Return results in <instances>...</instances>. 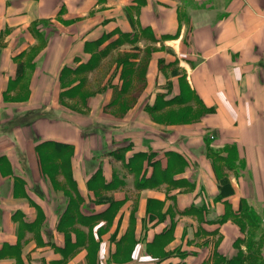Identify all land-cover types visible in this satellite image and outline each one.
<instances>
[{"label":"crops","instance_id":"1","mask_svg":"<svg viewBox=\"0 0 264 264\" xmlns=\"http://www.w3.org/2000/svg\"><path fill=\"white\" fill-rule=\"evenodd\" d=\"M113 33L154 37L146 108H71L68 68ZM168 81L182 101L150 110ZM245 205L264 222V0H0V264H264Z\"/></svg>","mask_w":264,"mask_h":264},{"label":"rangeland","instance_id":"2","mask_svg":"<svg viewBox=\"0 0 264 264\" xmlns=\"http://www.w3.org/2000/svg\"><path fill=\"white\" fill-rule=\"evenodd\" d=\"M153 40L154 37L148 33L145 35L124 33L116 35V33H113L104 35L102 39L89 43L86 47L87 55L85 54L83 58H77L75 63L68 68L70 72H66L64 76V86L69 88L63 95L64 99L68 101L71 108L85 107L87 108L86 112H90V103L102 100L103 115H116L120 117L124 116L131 106L137 109L135 110L136 112H138V109L141 107L146 108L147 95L142 92L146 87L145 71L147 69L148 60L156 48L152 44ZM160 66L161 69H164L163 62L161 61ZM175 68L176 66L172 65L171 69ZM165 86L169 92L163 95L159 92L157 87L152 101L154 102L155 108L150 110H164V105L171 106L175 102H179L180 104L182 101L179 96V99L173 97L165 102L166 99H169L170 92L172 91L171 81H168V83L166 82ZM185 100L190 101V96L186 95ZM159 107L163 108L159 109ZM148 110L149 107L147 111ZM189 112L190 110L188 109L182 110L181 115L186 118ZM178 113H180V110L176 112L169 109L165 115L171 119H175ZM123 128L128 129V126H123ZM122 144L123 145L120 144L119 147L115 148L113 151L109 150L107 155L110 152V155L113 154V157L121 162L118 169H135V180L141 182L142 178L140 179V173L141 169H146V158L144 159L142 155H137L129 163H126L124 151L127 146L126 142ZM57 150L58 148L52 149L53 152L56 151L54 155L48 152L43 153L42 162L44 169L48 173L51 182L61 185L62 181H64V185L69 190L68 192L71 194V197L76 198L71 184L72 181L69 179V175L65 170L68 164L62 159L60 160L57 158ZM171 160L173 159L170 158V163L173 164ZM154 164L155 167H157L158 163ZM62 175L64 177L63 180L60 178ZM131 180L133 181L134 178L131 177ZM92 181L98 183L104 180L98 173L93 176ZM123 181V179L116 177L113 183L117 185L119 182ZM101 185V182L98 183V187L95 191L96 195L108 197V195L105 196L107 191L101 188ZM105 187L109 186L104 185V188ZM245 206H247V208L244 207L245 212L251 216L248 219L246 218V224H252V228L249 231L250 236L246 241L247 245L249 247L254 246L262 248L264 246V236H261L259 240H255V238L258 237V233L261 230H264V222L260 221V215L257 214L255 207H249V205ZM107 225L108 224H106V226ZM237 245L239 246V243H237ZM103 257H105V255Z\"/></svg>","mask_w":264,"mask_h":264},{"label":"trees","instance_id":"3","mask_svg":"<svg viewBox=\"0 0 264 264\" xmlns=\"http://www.w3.org/2000/svg\"><path fill=\"white\" fill-rule=\"evenodd\" d=\"M56 154V153H55ZM245 208H247V207H245ZM245 208H244V210L242 211V213H243V217L244 218H249V217H251L250 215H248L246 212H245ZM250 225H252V224H250ZM248 258V257H247ZM249 259V258H248Z\"/></svg>","mask_w":264,"mask_h":264}]
</instances>
